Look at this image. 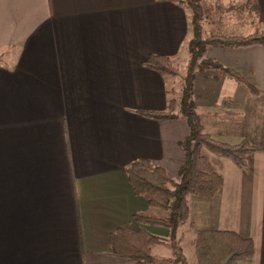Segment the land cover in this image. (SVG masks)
Returning <instances> with one entry per match:
<instances>
[{"label":"crops","instance_id":"crops-1","mask_svg":"<svg viewBox=\"0 0 264 264\" xmlns=\"http://www.w3.org/2000/svg\"><path fill=\"white\" fill-rule=\"evenodd\" d=\"M197 1L202 8L220 3ZM250 4L247 17L221 16L228 21L217 28L234 31L220 33L242 35L236 31L245 19L261 26L264 0ZM190 38L183 3L0 0V264H135L112 256L108 245L109 234L127 225L180 246L190 227L192 240L201 230L232 231L254 243L253 256L241 264H264V188L244 190L242 182L252 178L264 152L238 168L202 148L223 178L220 191L209 200L187 197L188 221L174 230L133 220L137 213L165 214L135 195L126 168L147 159L177 181L184 162L180 142L188 135L183 118L138 113L166 111L177 93V76L144 62L151 55L185 62ZM205 57L238 72L256 94L214 73H195L192 101L203 132L228 144L252 143L247 133L260 127L243 124L242 107L225 90L242 86L264 102V45L209 47ZM224 99L239 109L221 108ZM169 250L154 246V264H178L169 261Z\"/></svg>","mask_w":264,"mask_h":264},{"label":"trees","instance_id":"trees-1","mask_svg":"<svg viewBox=\"0 0 264 264\" xmlns=\"http://www.w3.org/2000/svg\"><path fill=\"white\" fill-rule=\"evenodd\" d=\"M164 1L183 3L190 11L191 38L186 43L190 61L187 74L183 78L179 115L173 112L175 103L173 99L168 102L166 111L138 113L153 120L184 119L188 128V135L180 142L184 162L178 170L177 181L170 179L162 167L147 159L132 161L125 173L135 195L143 198L151 210L165 213V216L137 213L133 215V220L144 226L162 227L171 231L188 221L187 197L209 200L223 186V178L212 170L209 162L202 156V148L229 160L238 168L247 167L248 156L264 152V147L255 146L247 139H242L236 144H228L204 133L191 100V81L195 70L215 72L245 86L251 93L256 94L254 87L238 72L214 60L205 59L204 56L209 47L240 49L264 45V22L261 23L263 28L255 29L245 35L205 34L203 31L205 21L197 1ZM144 66L160 74L170 76L177 74V69L171 60L162 55H151L144 62ZM220 107L226 110L239 109L238 105L229 99H224ZM227 113L234 114L231 111ZM175 243L173 238L165 241L144 229L133 230L128 225L116 229L108 237L112 256L130 259L135 264H154L156 260L152 256L151 249L158 245L168 246L173 251L174 257L169 261L185 264L184 257ZM192 251L195 264H241L253 256L254 243L252 239L242 237L232 231L201 230L192 240Z\"/></svg>","mask_w":264,"mask_h":264},{"label":"rangeland","instance_id":"rangeland-1","mask_svg":"<svg viewBox=\"0 0 264 264\" xmlns=\"http://www.w3.org/2000/svg\"><path fill=\"white\" fill-rule=\"evenodd\" d=\"M187 1V0H184ZM197 1V0H195ZM220 3L217 4V7H209L210 5H208V7L206 6L203 10V8L201 7V5L199 4V2L197 1V3L199 4V6L201 7V12H202V16L204 17V26L203 27V31L205 34L208 33H219V34H226V33H220L221 32H233L234 30L230 31V29H221V28H217L219 25L222 24L223 19L221 16L227 17L229 14H232V16L235 17H239V16H246L248 14L253 13L252 10V4H250V0H218ZM185 3V2H184ZM246 3H248V6H250V8L248 9L249 11L246 12ZM219 15V16H218ZM214 16H218L219 19L216 20ZM249 17V16H248ZM251 18V17H249ZM228 21V19H224V22L222 25L226 26V22ZM236 21V20H234ZM246 21V25H244L243 27H240L236 32H239V34L245 35L248 33L253 32L256 28H263V26H258L257 23L255 22H251L250 20H244V22ZM210 25V26H209ZM211 29V30H210ZM210 30V31H209ZM227 30V31H225ZM230 35V34H229ZM187 50V49H186ZM187 53V59L185 60V62H182L181 60H177L175 61V65L173 64V66L177 69V74L175 76H177L176 78V91L177 93L174 95L175 97L173 98V100L175 101L174 105H173V109L177 108V111L179 110V103H180V99H181V89L183 87V78L186 76L187 74V67L190 61V55ZM205 59H207L204 56ZM172 62V61H171ZM207 72H211L216 74L215 72L212 71H198L195 70L194 74L196 73L198 76L199 75H204V73ZM193 74V75H194ZM219 77H222L218 74H216ZM193 79V77H192ZM192 82V81H191ZM238 87V88H235ZM234 89H238L239 92L244 93L246 95V97L242 96L241 93H236V91ZM226 92H230V94H232L231 96H233V102L240 104L241 111L243 112V124H248V126L251 125L252 122H256V124H258V126L260 127V129L258 131H252L248 134V138L249 140L252 141V143L255 146H260V147H264V102L262 101H256L253 97L252 94H250V92H248L244 87L242 86H232L231 88H228V90H225ZM191 100H192V91H191ZM262 105V106H261ZM251 156V155H250ZM249 157V156H248ZM248 157L246 162H248ZM210 164V163H209ZM211 166V165H210ZM212 168V167H211ZM264 158H261L258 161V164L256 166V168L253 170L252 173V178H243L242 182H243V189L247 190V189H252V188H264ZM213 170V169H212ZM218 175V174H217ZM220 176V175H219ZM247 180H251V183L253 185V187H249L247 184ZM160 213V212H158ZM160 214H165V213H160ZM194 228H188V230H186L185 232V236L183 238L182 241V246H180V243L177 242L176 239H173L176 243L175 245H177V247L180 249V252L182 254V256L184 257V263L187 264V262H189V264H191V262L193 264H195L194 262V256H193V252H192V244H191V240H192V236L194 234ZM167 241H170L167 240ZM168 251V250H165ZM170 251V255H172V258L174 257L173 251ZM186 256V258H185ZM248 263V262H247Z\"/></svg>","mask_w":264,"mask_h":264}]
</instances>
